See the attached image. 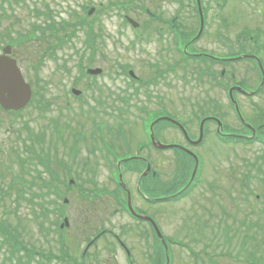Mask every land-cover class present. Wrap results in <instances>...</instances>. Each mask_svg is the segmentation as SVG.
<instances>
[{"label": "rangeland", "instance_id": "obj_1", "mask_svg": "<svg viewBox=\"0 0 264 264\" xmlns=\"http://www.w3.org/2000/svg\"><path fill=\"white\" fill-rule=\"evenodd\" d=\"M182 1H184L185 3V9L183 10L180 17V19H182L181 24L182 22H184L187 32L193 33L197 29V25L190 23L188 15L192 13V11L187 6V0H177L174 7L170 6L168 2L162 3L160 5V0H0V19L19 21L18 30L22 33V35L37 36L36 33L38 35L44 34V36L46 37L44 44L52 42L56 44L57 47V61L46 59L45 65L38 70L37 74L35 72V67L37 63H39L38 51L43 49V46L42 44L34 43L36 41H33L31 45L26 49V55L24 56L25 59L21 62V68L23 70L26 82L33 85L36 84V87L33 88L34 90H36V93L37 91L40 92V96L35 98L33 103H31V105L27 109L18 114V116H16L17 119H14L13 116L5 118L6 116L4 115L1 118V126L3 127L0 131V151L3 150L4 153L0 155V172L3 175L5 182L8 181L7 177L10 178V173L8 171L9 167H12L11 171L12 173H15V175L21 174V168L18 165H15L17 164L15 162V158L10 162L6 158L9 153L8 150L11 149V144L17 143L12 142V140L15 138L16 130L21 128L23 124L29 123L27 127L29 129V132L38 135L42 139L52 137V134H54V128H58V130L60 131H65L66 137H68V133L70 130L79 131L82 128H84V130L87 132V135H89L92 127L91 121H97L100 119V117L99 115H93L91 113V110H94L95 102L93 100V94L91 97V92L87 91L88 84H101V86H103L102 88L106 89V91L110 89L112 92H114L115 95H123V92H125L124 89H126L127 85L126 82L128 80L120 74L119 69L123 68L124 66L134 68L133 70H135L136 74L139 77H142L144 75V72H147V74L152 72L148 68V66L156 65L160 70L165 71V78L159 81V89L153 86L141 88L138 100L135 99L134 105L130 107L131 113L138 115L140 111L139 108L141 107L147 106L152 107L151 109H154V106H157L162 107V109L165 108L169 111L168 113L170 114L175 112V114L179 117H176L178 121L184 122L187 117H193L194 114L201 115L203 113V110L200 109V107H203L205 109L204 113L211 112L209 110L212 109L211 106H208L207 108L205 107L206 104L211 100L221 104L223 112L227 116L222 118L224 123L231 126L232 128H240V125L235 119L233 111L230 108L229 99L226 95L225 89L223 91V83H230L231 76L222 79L221 86L213 84L215 81H211L210 83L204 82V84H201L199 83V81L195 80L193 76L188 73V71L185 73L182 72V69H179L180 67H176L174 69L176 71L179 69L178 75L174 76L173 74L175 72L171 73L168 67L174 64L176 55L172 49H167V51L165 50L170 46V41L172 40L173 35L170 30H168L167 25L158 23L156 21L157 19H151L150 16H148L144 12V10H141H150L152 14L156 15V18L170 19L172 18L176 6L180 5L179 2ZM248 1L251 2V0ZM255 3L256 4H254V11L256 14H258V10H261V15L255 16L256 20L253 17H250L249 20L251 22L258 20L260 24H264V0H256ZM117 4L121 6L120 9H117ZM211 7L212 9L211 11H209L208 17L210 24L205 33L204 39H202L199 44L204 43L208 45V47L216 49L215 46H218L219 39H214V37L218 33V27H225L229 23H214L217 19L215 17V14L218 11L215 8L214 4H212ZM91 10H93V12H90ZM44 11L51 12V15L53 16V19L58 28H60V24L72 25L69 27L65 26L67 32L72 31L73 26L76 24V20L71 16V14L76 13L81 19L86 21V24L84 26L77 27L76 37L73 38V40H70V37L66 38V43H68L67 46H64V44L60 45L58 43V40L54 39L53 37H64L63 32L59 31L58 33L56 32L57 34H54L50 30L48 26L51 23V19L48 18L47 15H45ZM1 16H7V18H1ZM124 16L130 17L134 19L138 24H140L139 29L135 30L131 28V26L125 24L123 19ZM231 24L234 25V22ZM234 26L236 27L235 30L228 31L226 33V35H228L230 38H234L238 34L237 25ZM259 30L260 35L264 36V32L261 29ZM92 36L96 37V44L94 47L97 51H95L94 54L95 57L93 59L92 67L101 68L103 70V74L95 79V83H93V79H90L89 81L80 80L81 82H79L77 88L79 90H82V92L84 91V96L81 99H75L72 95L69 94L70 89L75 83L74 81L79 76V69L77 66L80 62V59L74 53V49L81 51L83 47H85V42ZM144 37L149 41L145 42L139 40ZM1 41L2 40L0 38V42ZM212 42H214V44ZM178 47L179 49H181L179 43ZM31 48H34V53L30 57L29 52ZM187 49L191 51V48L184 47L183 54H187ZM86 56L88 55L86 54ZM87 59L88 57H86L85 62L87 61ZM262 63L264 66V61ZM65 65H67L68 69H72L70 76H68L63 70V67ZM87 65L88 64H84L85 67ZM242 65L248 67L251 66V63L242 62L234 67L237 69L236 80L241 81L242 83L248 82V90L255 89L259 83V77L255 74H249V71L243 72L242 75H239V73L245 70V67ZM59 68H62L63 72L58 71ZM230 70H233V68H230ZM54 74H56L55 77L53 76ZM51 77L54 80L51 85L48 86L42 82L46 79L50 81L49 78ZM246 78H249L250 80H245ZM166 79L168 82H172L171 89L166 83H164ZM239 85L245 87L244 84ZM44 86H46L45 89ZM148 94H151L153 96L152 101L150 102L147 98ZM43 95L44 98H42ZM237 96L244 113L250 116V118L255 119L253 117V111L256 112L255 116H257L259 109L264 110V90L261 96L254 97L251 100L244 96ZM171 99H174V102L171 101ZM87 101L88 103H85ZM161 101L163 105H166L165 107L162 106ZM40 102L43 108L44 104H50V109H38ZM106 103L111 104L112 98L106 101ZM182 104H185L186 107H184ZM253 108H255V110H253ZM99 109L101 111V118L103 119L105 115H107L105 114V108L99 107ZM106 111L111 112L112 109L106 107ZM168 113L164 111L163 115L161 112L159 114H161L162 117H168L170 116ZM263 116L264 114L259 118ZM46 125L50 127V130L48 132L39 131L40 129L43 130ZM191 126L194 129V133H197L198 125L196 119H194V123ZM209 128L212 130V132H214L216 126L210 125ZM162 136L166 140H173L178 138L181 142H183L182 137L180 135H176L171 130H163ZM162 142L165 143L164 139L162 140ZM100 146L102 147V153L99 156L100 159L105 156L109 158L110 154L114 152L110 144L108 146ZM134 146L132 148H134ZM14 148L20 149V153L23 156V159L27 160L26 169L28 170V174L35 175L36 170H42L41 167L38 166L35 162H31L28 153L22 152L24 148L22 142L21 144L19 143L15 145ZM92 148L93 143L91 139L89 137H86V141L80 144V157H89L88 152H90ZM43 152L44 147L42 146L41 142L36 153L39 154L42 158ZM170 153L171 152L164 153L163 155L164 162H167V164H169L168 170L170 168V165H172L176 160V156ZM198 153L202 159L201 163L203 164V166H205L206 174L210 175L213 173L211 177L212 183L214 181L217 184H220L224 179L225 173L220 169V167H218L219 164H221V168L226 171L227 177H230V175L233 173H236V177L240 178L243 177L244 174L250 177H255V175L258 176V173H262L259 170V167L264 170V145L255 144L250 148H245V146L243 147L237 145L223 146V144L218 141L217 137L212 134L207 142L203 145V150L198 151ZM59 156L62 157V159H66L65 155L61 151L59 152ZM94 160L95 159L91 158V161ZM213 162L214 164H212ZM72 174V178L75 181H78L74 172V168L71 175ZM101 175V182L98 183L103 182L104 184V181L107 179L105 171L102 170ZM59 176L62 177L60 173ZM25 178L26 180H30L31 176L27 175ZM83 179H85L86 182H90L89 180H91L90 177L86 176H84ZM179 181L181 182V178H179ZM163 182L164 189L172 190L174 188V185L170 184L169 182ZM248 182L249 184L251 183V181ZM78 184L81 189H91L89 185H85L80 182ZM155 184L157 185V183ZM179 184L180 186H182V183ZM209 184L211 185L210 182ZM230 185L231 182L229 186ZM253 186L254 189L251 196L247 188H245V191L247 192L246 195L240 192L238 193L235 189L234 192L230 190V194H232V196H235L242 200L240 201V203L242 204V213L239 215H232L228 213L230 211L229 208L224 209L225 212L223 209H221L222 214L228 215L225 225L222 226V231L226 233V239H229L231 242H227L228 246L225 249H223L222 247L218 250H215V253L213 251L209 252L210 254L213 253V256H215L211 258V264H260L264 262L263 236H257V233H254V239H251L249 244L248 239L245 247L239 245L241 243L240 241L243 240V232H240L241 228H239L242 223H244L243 229L253 225V223H260L264 225V215L260 213V211L264 209V189L262 188V185H260V182L254 183ZM204 187L205 185L200 182L193 193H195L196 191H200ZM228 189L231 188L228 187ZM220 192L222 194V188L220 189ZM260 195H262L261 197L263 199L259 198L261 200L258 201V204H256V196ZM228 196L229 194L227 195V197ZM78 197H80L79 192L75 189L74 192L71 193V196H69L68 206L62 208L66 215H68L70 221L69 229H66L65 232L67 231V233L69 234L70 232H73L74 237L80 232L79 229H81V226L80 228L76 226L78 215H75V212H78V210L80 209L79 203H83V201H86V198L82 199L80 197L81 200L80 202H78ZM229 200L230 197H228V201ZM94 206V202L86 205V207ZM179 206L180 204L163 206L162 215H157L158 225L160 229H162V232H164L163 234L169 236L167 239L170 241L172 240L174 242H180L182 240L188 245H191V241H193V246L198 241L197 243L204 246L212 230L214 228H217L215 223H210L206 219V215H202L203 213H207V210L209 208L208 203H204V201L197 196V203L194 205L195 207L193 206L192 208V201H188L183 205V209H185L180 212L178 210ZM222 214L219 213L218 215ZM192 215H195L194 221L199 225V228L195 224L188 222V220L192 218ZM19 216L26 217L29 220H32V215H30V210L27 207H23L22 209H20ZM80 216L83 217V215ZM92 216L93 215H84V217H87L85 220L86 222H84L86 224L84 225L85 227H88L92 224ZM124 218L125 220L123 221V226L126 224V229L131 228L132 230L131 232L126 233L131 234L129 239V246L133 250V252L134 247H136L137 249L141 248L139 260L144 261V257H147V255H149L150 253V246L147 243H142L139 239V236L135 235L138 234V232L134 231L133 229L139 227L137 225L138 223L131 221V219L125 215ZM51 220L55 221L56 217L52 216ZM119 223L120 222H118V220L114 219V222L111 223L110 226L118 227L120 225ZM221 224L224 223L221 222ZM52 225L53 224L49 225L51 226V230ZM142 226H140V228L146 229L144 228L146 226ZM237 226L239 232L237 233V237H235L234 230ZM204 229H206V231H204ZM29 230L31 231H29L27 234H31V239L30 237L25 235L22 237L25 241L33 244V246H35L37 249L43 251L44 254H49L53 251L58 253L59 247L57 248V242L60 241L61 236L60 238H58V236H56L52 232L51 234L42 237L39 234L38 230H36L35 224H32ZM114 230L119 235H121L120 230ZM247 231H251L250 234H253L251 228L247 229ZM86 232L87 231H84V233ZM85 241L86 239L84 240V238H82V240L79 239L78 241L77 252L79 256L84 249V246L86 244ZM252 242L254 246H258L256 249L251 247L250 243ZM262 242L263 244L260 245V243ZM170 245L169 255L172 261H174L176 264H186V262L184 261L174 260L172 255V247ZM259 245L262 247H260ZM195 248L196 250H199L203 247L195 246ZM97 249L98 250L95 249V251H98L99 254H101L102 252L103 257H107L109 263L118 262V259L111 253H107L102 248V245L98 246ZM260 251H262V254L259 253ZM180 254L185 255L184 251H180ZM1 256L2 254L0 255V258ZM220 256L225 257L221 258ZM203 261L205 264H210L207 260ZM203 261L200 259V261L196 262L200 264Z\"/></svg>", "mask_w": 264, "mask_h": 264}, {"label": "flooded vegetation", "instance_id": "obj_2", "mask_svg": "<svg viewBox=\"0 0 264 264\" xmlns=\"http://www.w3.org/2000/svg\"><path fill=\"white\" fill-rule=\"evenodd\" d=\"M173 28H176V26L173 25ZM185 37H189L188 41L191 44H195L196 41L194 36H191L190 34H185ZM202 52H191L192 56H199ZM11 114L10 112H7L6 115ZM113 125V124H112ZM99 132V137L95 138V143L97 145H102V139L101 135L102 132ZM103 135L105 140H111L113 139V133L103 131ZM149 151V157L142 156L141 159L136 160V164L133 168L127 169L126 166L122 168V174L124 181L126 180L127 184L129 185L133 195H132V205L135 209V211L139 215H149L151 216L155 221H157V215H162V209L164 206L163 199L168 198L169 196H174L175 194L179 193L180 190H178L179 182L178 178L175 180L169 182L170 184L174 185V188L172 190L164 189V182H163V159L161 152L158 151V153L154 152L156 151L154 147H150L147 149ZM148 164L151 166L150 173L144 177L143 175L146 173V169ZM95 166H99V168L103 171H105L107 179L105 180L108 185L111 184V179L108 175H111L112 167L114 165V157L111 156L109 158H99L97 160V163L94 164ZM108 180V181H107ZM157 183V185L155 184ZM139 188L141 189L139 191ZM153 195V196H152ZM180 197H177L176 199L172 200L170 203H175L176 201L180 200ZM114 214H120L118 212L115 213H107L106 215H114ZM82 215V214H81ZM95 215H101L98 212L95 213ZM103 231V232H102ZM111 232V229L108 230ZM102 233H105L104 229L101 230ZM140 232V238H145V232ZM131 234H126L127 242L125 243L123 240L119 242L118 238L117 241L119 242V247L121 252H124L126 254V262L127 264H140L139 260L136 256V252L140 251V248H134V253L131 250L129 246V239ZM146 239V238H145ZM110 245L113 244L112 238L108 239ZM151 250L156 252V249H153L151 247ZM128 259V261H127Z\"/></svg>", "mask_w": 264, "mask_h": 264}, {"label": "trees", "instance_id": "obj_3", "mask_svg": "<svg viewBox=\"0 0 264 264\" xmlns=\"http://www.w3.org/2000/svg\"><path fill=\"white\" fill-rule=\"evenodd\" d=\"M45 15H47V17L48 18H50L51 19V23L49 24V28H50V30L53 32V33H58L59 31H63V32H65V34H66V36H67V38H69L70 37V40H73V38H75L76 37V33H77V27L78 26H84L86 23V21L85 20H83V19H81L77 14H71V16L72 17H74L75 18V20H76V24L73 26V29H72V31H70V32H67L66 31V27H69V26H72V25H62V24H60V28H58L57 26H56V23H55V21H54V19H53V16L50 14V13H48V14H45ZM79 18V19H78ZM66 26V27H65ZM88 34H90V33H88ZM57 38V40H58V43L60 44V45H62V44H66V40H63V41H61L58 37H56ZM45 43V41H43V44ZM95 44H96V37L94 36H92L89 40H87L86 42H85V44H84V46L85 47H83V49L81 50V51H79V50H76V49H74V53L79 57V59H80V62H79V64H78V69H79V76L77 77V79L74 81L75 83H74V85L76 86V85H79V82H81L80 80L82 79V78H86V74H85V69H86V67H89V66H92L93 65V59H94V54H95V51H96V48L94 47L95 46ZM86 52V53H85ZM86 54L88 55V56H86ZM86 57H88V59H87V61L85 62V59H86ZM42 58H43V56H42ZM84 64H88L86 67L84 66ZM64 72L68 75V76H70V74H71V72H72V69H68L67 68V65H66V67L64 68ZM87 80H88V77L86 78ZM37 96H40V92H38L37 93ZM260 136H261V140L262 139H264L263 137V132H261V134H260ZM53 178H55V174H53V176H52V179ZM57 179V178H56ZM36 183V182H35ZM47 187V189H48V192H46V195L47 196H49L51 193L52 194H54V195H56V194H58L59 195V188L61 187V185H54V184H49V185H47L46 186ZM66 190L68 191L69 190V188L68 187H66ZM21 193V189H18V194H20ZM57 196V195H56ZM40 197H42L41 195H40ZM53 204H55L54 202H49V201H47L46 200V198H41V202L38 204L39 205V213H40V215H48L49 213H51V212H55L54 210H52V209H50L49 207L51 206V205H53Z\"/></svg>", "mask_w": 264, "mask_h": 264}, {"label": "water", "instance_id": "obj_4", "mask_svg": "<svg viewBox=\"0 0 264 264\" xmlns=\"http://www.w3.org/2000/svg\"><path fill=\"white\" fill-rule=\"evenodd\" d=\"M1 69V63H0ZM91 74H99L101 70L89 71ZM13 75H10L9 78L6 76L0 75V92L2 94L9 92V98H5L2 96L4 107L10 109H19L21 108L27 100L30 98V88L25 85L23 79L21 78V74L18 71H15ZM76 95L80 93L75 91Z\"/></svg>", "mask_w": 264, "mask_h": 264}]
</instances>
